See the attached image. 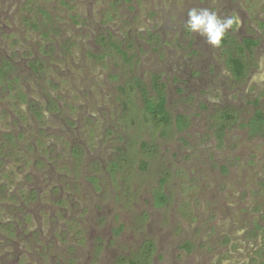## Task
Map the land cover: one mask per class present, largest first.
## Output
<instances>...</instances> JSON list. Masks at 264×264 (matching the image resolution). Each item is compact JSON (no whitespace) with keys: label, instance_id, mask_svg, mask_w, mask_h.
Instances as JSON below:
<instances>
[{"label":"rangeland","instance_id":"1","mask_svg":"<svg viewBox=\"0 0 264 264\" xmlns=\"http://www.w3.org/2000/svg\"><path fill=\"white\" fill-rule=\"evenodd\" d=\"M201 7L239 15L242 79L185 29ZM263 22L264 0H0L17 79L0 84V264H264V133L245 125L264 111ZM154 74L164 130L131 87Z\"/></svg>","mask_w":264,"mask_h":264},{"label":"trees","instance_id":"2","mask_svg":"<svg viewBox=\"0 0 264 264\" xmlns=\"http://www.w3.org/2000/svg\"><path fill=\"white\" fill-rule=\"evenodd\" d=\"M264 24V22H263ZM258 44V40L254 38H245L241 44H237V49L243 51L246 49H252ZM112 45L116 51L121 54L126 60L129 59L127 52L122 49L121 45L117 42H113ZM222 45L226 46V61L227 66L231 70L236 79H242L246 73V66L242 58L237 55L233 48L229 46V36L226 35L222 42ZM36 66V65H34ZM37 67V66H36ZM12 71V65L8 61L0 62V84L3 88H11L16 83V78H9ZM134 89H139L142 94L143 104V119L144 122L151 128H161L164 130L170 123V115L168 112V96L166 91V84L162 80L161 75L154 74L152 77V83L150 87L141 83L140 79H135L131 84ZM230 115L226 114L222 116V119H227ZM189 120L185 115H178L176 117V126L179 130L188 126ZM249 127V132L252 136H256L264 133V111L257 109L252 118L245 124ZM219 135L222 137L226 124L221 123L219 125ZM164 179H161V183H164ZM158 201L160 204L167 201L166 193L163 191L158 195Z\"/></svg>","mask_w":264,"mask_h":264},{"label":"clouds","instance_id":"3","mask_svg":"<svg viewBox=\"0 0 264 264\" xmlns=\"http://www.w3.org/2000/svg\"><path fill=\"white\" fill-rule=\"evenodd\" d=\"M241 23L238 14L221 15L218 11L201 7L188 10L184 26L188 32L204 38L208 45L219 47L229 31L234 28L238 30ZM253 80L264 84V59L261 60Z\"/></svg>","mask_w":264,"mask_h":264}]
</instances>
